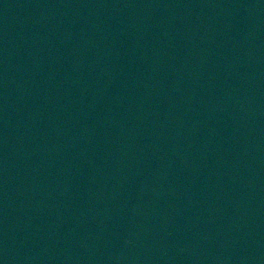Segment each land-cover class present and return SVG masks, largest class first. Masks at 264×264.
Listing matches in <instances>:
<instances>
[{
    "label": "water",
    "instance_id": "1",
    "mask_svg": "<svg viewBox=\"0 0 264 264\" xmlns=\"http://www.w3.org/2000/svg\"><path fill=\"white\" fill-rule=\"evenodd\" d=\"M98 264H264V0H170Z\"/></svg>",
    "mask_w": 264,
    "mask_h": 264
}]
</instances>
